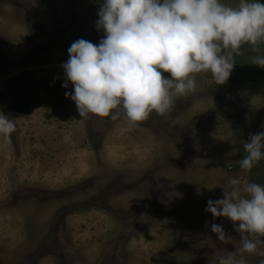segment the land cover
<instances>
[{"label":"rangeland","instance_id":"374dc122","mask_svg":"<svg viewBox=\"0 0 264 264\" xmlns=\"http://www.w3.org/2000/svg\"><path fill=\"white\" fill-rule=\"evenodd\" d=\"M101 3L0 0V111L16 124L10 143L0 136V264H208L235 250L211 224L239 236L207 201L232 177L264 184V160L239 166L264 130V68L244 45L225 85L198 74L165 116L80 118L61 65L72 42L103 38Z\"/></svg>","mask_w":264,"mask_h":264},{"label":"clouds","instance_id":"9594fccd","mask_svg":"<svg viewBox=\"0 0 264 264\" xmlns=\"http://www.w3.org/2000/svg\"><path fill=\"white\" fill-rule=\"evenodd\" d=\"M97 17L95 28L103 38L97 44L72 42L61 65V86H73L65 97L80 118L123 117L136 124L153 113L165 116L179 97L196 91L198 74L208 75L215 87L225 85L244 45L256 53L251 64L264 68L262 0H239L237 6L223 0H102ZM15 130V118L0 111L3 140L10 143ZM243 149L239 166L251 172L264 160V130L250 134ZM205 211L230 221L239 236L211 224L216 244L235 250L216 247L208 264H247L253 255L264 264V184L232 177L222 198L209 199Z\"/></svg>","mask_w":264,"mask_h":264},{"label":"trees","instance_id":"16d2710c","mask_svg":"<svg viewBox=\"0 0 264 264\" xmlns=\"http://www.w3.org/2000/svg\"><path fill=\"white\" fill-rule=\"evenodd\" d=\"M262 2H264V0H262Z\"/></svg>","mask_w":264,"mask_h":264}]
</instances>
